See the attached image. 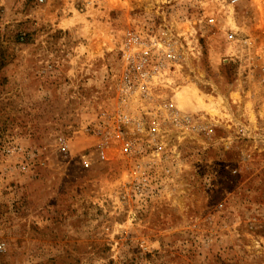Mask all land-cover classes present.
Here are the masks:
<instances>
[{
	"label": "rangeland",
	"instance_id": "1",
	"mask_svg": "<svg viewBox=\"0 0 264 264\" xmlns=\"http://www.w3.org/2000/svg\"><path fill=\"white\" fill-rule=\"evenodd\" d=\"M148 2L0 0V264H264V13ZM188 23L177 100L201 130L142 118L119 80L125 29Z\"/></svg>",
	"mask_w": 264,
	"mask_h": 264
},
{
	"label": "built area",
	"instance_id": "2",
	"mask_svg": "<svg viewBox=\"0 0 264 264\" xmlns=\"http://www.w3.org/2000/svg\"><path fill=\"white\" fill-rule=\"evenodd\" d=\"M43 0H40L42 2ZM140 10L145 11L146 15L154 13L159 14L162 5H169L175 0H148ZM244 0H215L220 12L224 9H231L233 12ZM219 12V13H220ZM199 24L213 27L216 25L214 14L202 16ZM169 24V23H168ZM190 31L179 32L176 26L165 25L166 30L159 28L138 29L128 27L124 30L123 40L120 41V73L121 93L124 96H134L139 104L142 118L150 115L148 110L153 106L155 112L166 110L167 116L162 120L163 123L171 122L173 127L178 128H198L202 129L200 121H193L192 112L185 108L184 114H181L177 95L180 90L178 82L183 79L188 60L193 59L199 49L196 38V31L189 23ZM225 40L233 48L240 50H250L251 40L247 36H239L238 28L225 29ZM253 57L252 55L249 58ZM250 60V59H249ZM259 72L264 79V55ZM170 95V103H161L159 96L162 92ZM176 97V100H174ZM177 104V107H176ZM145 111V112H144ZM147 111V112H146ZM144 112V114H143ZM154 112V113H155ZM154 115V114H153ZM141 117L135 121L136 130L141 126ZM154 117H156L154 115ZM161 117V116H159ZM199 120V119H198ZM199 130V131H200ZM131 142L124 144L123 152H130ZM88 167L87 163L84 164Z\"/></svg>",
	"mask_w": 264,
	"mask_h": 264
},
{
	"label": "bare ground",
	"instance_id": "3",
	"mask_svg": "<svg viewBox=\"0 0 264 264\" xmlns=\"http://www.w3.org/2000/svg\"><path fill=\"white\" fill-rule=\"evenodd\" d=\"M135 1L137 4H141V3L146 2V0H135ZM253 3L255 4L254 7H256L258 14L262 15L264 13L263 12L264 9H262V7L264 6V5L262 6V4H263L262 0H253ZM108 5L110 8H118L122 5V0H108ZM263 16L264 15H262V17ZM179 28L183 29V31H185V32L190 31V28L188 26H185V25H183Z\"/></svg>",
	"mask_w": 264,
	"mask_h": 264
},
{
	"label": "crops",
	"instance_id": "4",
	"mask_svg": "<svg viewBox=\"0 0 264 264\" xmlns=\"http://www.w3.org/2000/svg\"><path fill=\"white\" fill-rule=\"evenodd\" d=\"M192 102V101H191Z\"/></svg>",
	"mask_w": 264,
	"mask_h": 264
}]
</instances>
